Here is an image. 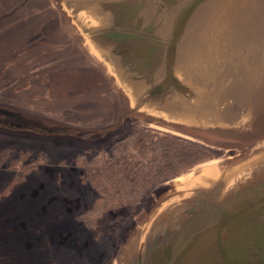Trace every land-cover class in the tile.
<instances>
[{
  "label": "water",
  "instance_id": "1",
  "mask_svg": "<svg viewBox=\"0 0 264 264\" xmlns=\"http://www.w3.org/2000/svg\"><path fill=\"white\" fill-rule=\"evenodd\" d=\"M56 4L116 84L127 107L120 122L139 115L152 128L209 147L213 140L254 144L245 156L230 151L236 161L153 195L112 264H264V0ZM0 126L80 139L120 128Z\"/></svg>",
  "mask_w": 264,
  "mask_h": 264
},
{
  "label": "rangeland",
  "instance_id": "2",
  "mask_svg": "<svg viewBox=\"0 0 264 264\" xmlns=\"http://www.w3.org/2000/svg\"><path fill=\"white\" fill-rule=\"evenodd\" d=\"M124 106L116 84L69 28L56 0H0V120L49 132H105L120 124L114 133L81 139L0 126V264H112L153 195L203 168L236 161L229 159L232 150L241 157L254 147L207 142L219 157L173 184L156 186L145 208L112 230L106 214L97 213V191L73 158L83 150L109 149L135 129L169 134L139 115L120 122ZM92 141L98 145H83Z\"/></svg>",
  "mask_w": 264,
  "mask_h": 264
},
{
  "label": "trees",
  "instance_id": "3",
  "mask_svg": "<svg viewBox=\"0 0 264 264\" xmlns=\"http://www.w3.org/2000/svg\"><path fill=\"white\" fill-rule=\"evenodd\" d=\"M219 157L216 149L170 134L135 129L109 149L83 150L73 159L98 193L97 213L115 230L145 208L155 187Z\"/></svg>",
  "mask_w": 264,
  "mask_h": 264
},
{
  "label": "bare ground",
  "instance_id": "4",
  "mask_svg": "<svg viewBox=\"0 0 264 264\" xmlns=\"http://www.w3.org/2000/svg\"><path fill=\"white\" fill-rule=\"evenodd\" d=\"M22 32V31H21ZM28 31H25L24 34H26Z\"/></svg>",
  "mask_w": 264,
  "mask_h": 264
}]
</instances>
